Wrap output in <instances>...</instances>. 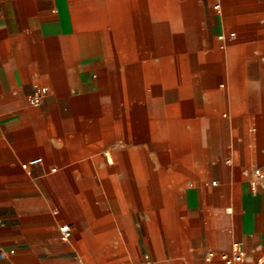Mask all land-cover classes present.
I'll list each match as a JSON object with an SVG mask.
<instances>
[{"label":"crops","instance_id":"1","mask_svg":"<svg viewBox=\"0 0 264 264\" xmlns=\"http://www.w3.org/2000/svg\"><path fill=\"white\" fill-rule=\"evenodd\" d=\"M101 1L0 0V264H256L264 0Z\"/></svg>","mask_w":264,"mask_h":264},{"label":"bare ground","instance_id":"2","mask_svg":"<svg viewBox=\"0 0 264 264\" xmlns=\"http://www.w3.org/2000/svg\"><path fill=\"white\" fill-rule=\"evenodd\" d=\"M101 1V0H100ZM156 1V4L157 5H159L161 2H162V0H155ZM101 3H102V1H101ZM128 13V12H127ZM158 15V14H157ZM129 15H127V14H125V23H124V25L122 26L121 24H118V25H114L113 27H114V29H115V32L117 33V35L119 36V37H121V39H123L122 38V36H120V35H122V34H126V33H129V28L131 27V24L129 23L130 21H128V19H129V17H128ZM121 21V20H120ZM135 25V24H134ZM135 28H139V26L136 24L135 25ZM153 29H155V33H156V35H155V37H152L151 39H150V43H152L153 44V46H154V50L153 51H155L156 53H159V56H160V58H159V63H160V66H162L164 69L165 68H167L168 67V65L165 63V59L163 58V50L165 49V47H166V45H165V42H164V37H163V35H162V32H163V25L161 24V25H155V27L153 28ZM138 31V30H137ZM153 32H154V30H152ZM140 29H139V31L137 32L138 33V35H137V37H136V41H135V43H137L138 45H142L143 43H144V41H145V39L146 38H142L141 36H140ZM143 35V34H142ZM135 37V36H134ZM121 39H119V40H121ZM124 40V39H123ZM141 49H143V48H141ZM162 52V53H161ZM141 53H143V52H141ZM141 53H137L136 55H137V57L138 58H141L142 57V54ZM158 55V54H157ZM162 133V132H161ZM156 139L158 140H160L161 141V144H162V142H164V141H169V144L171 143V141H170V137L168 136V135H166V138H165V135L164 134H157L156 135ZM168 137V138H167ZM190 140V139H189ZM173 142V141H172ZM178 142V139H176L175 141H174V143L173 144H176ZM165 144V143H164ZM142 155H143V153H142ZM141 160V159H140ZM189 160V159H188Z\"/></svg>","mask_w":264,"mask_h":264},{"label":"built area","instance_id":"3","mask_svg":"<svg viewBox=\"0 0 264 264\" xmlns=\"http://www.w3.org/2000/svg\"><path fill=\"white\" fill-rule=\"evenodd\" d=\"M219 5L215 6V9H218ZM33 104L37 105L38 104V100H34ZM42 162L41 158H36L32 161H30L27 165H24L23 168L26 169L27 166L29 165H35V164H39ZM260 181H264V173H258L257 175V179H252L251 180V187L253 189L256 188V186L258 185V182ZM60 233H61V239L63 241H67L69 239L70 236V229H69V225L64 224L60 227ZM209 259H212L214 256L212 253H210L208 255ZM243 252L238 248V246H234L232 254H221L220 255V260L223 262V264H240L243 260ZM256 264H264V259H260L258 260V262Z\"/></svg>","mask_w":264,"mask_h":264},{"label":"rangeland","instance_id":"4","mask_svg":"<svg viewBox=\"0 0 264 264\" xmlns=\"http://www.w3.org/2000/svg\"><path fill=\"white\" fill-rule=\"evenodd\" d=\"M199 4H200V7L202 6L205 7L206 0H200ZM216 4L219 5L220 2ZM77 252L79 253L80 257L86 260L85 261L86 264H103V247L101 249L90 250V249L84 248L83 245L81 244V246L77 249Z\"/></svg>","mask_w":264,"mask_h":264}]
</instances>
